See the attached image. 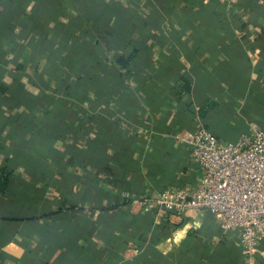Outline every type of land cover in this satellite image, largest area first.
Masks as SVG:
<instances>
[{"label": "crops", "instance_id": "1", "mask_svg": "<svg viewBox=\"0 0 264 264\" xmlns=\"http://www.w3.org/2000/svg\"><path fill=\"white\" fill-rule=\"evenodd\" d=\"M255 126L264 0H0V264H250L141 201L200 183L184 135Z\"/></svg>", "mask_w": 264, "mask_h": 264}, {"label": "built area", "instance_id": "2", "mask_svg": "<svg viewBox=\"0 0 264 264\" xmlns=\"http://www.w3.org/2000/svg\"><path fill=\"white\" fill-rule=\"evenodd\" d=\"M182 140L201 164L200 183L174 186L144 199V210H157L158 218L167 212L184 216L210 211L222 228L240 230L243 254L253 264L264 239V130L255 126L251 134L222 141L207 128H200Z\"/></svg>", "mask_w": 264, "mask_h": 264}, {"label": "trees", "instance_id": "3", "mask_svg": "<svg viewBox=\"0 0 264 264\" xmlns=\"http://www.w3.org/2000/svg\"><path fill=\"white\" fill-rule=\"evenodd\" d=\"M122 63H123V62H122ZM122 63H121V64H122ZM122 65H123V64H122Z\"/></svg>", "mask_w": 264, "mask_h": 264}]
</instances>
